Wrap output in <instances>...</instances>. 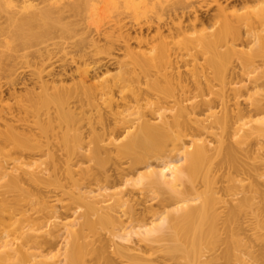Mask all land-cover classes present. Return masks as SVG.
Returning a JSON list of instances; mask_svg holds the SVG:
<instances>
[{"label": "bare ground", "instance_id": "1", "mask_svg": "<svg viewBox=\"0 0 264 264\" xmlns=\"http://www.w3.org/2000/svg\"><path fill=\"white\" fill-rule=\"evenodd\" d=\"M40 1L0 0V54L13 100L3 99L0 84V264H167L191 252L197 264H245V254L263 253L264 19L254 27L250 17L229 20L212 0L221 22L189 36L203 23L192 0L173 6L167 20L156 13L142 24L135 0H108L134 11L127 23L115 19V34L125 32L111 42L118 53L103 55L89 38V77L101 78L86 84L84 55L60 58L53 38L67 29L65 9L89 0ZM100 26L93 32L106 36ZM174 33L196 53L184 71L166 39ZM44 37L53 45L35 46ZM241 40L255 50H236ZM234 60L253 70L237 71ZM110 64L117 72L105 75ZM243 78L256 89L247 107L236 100L234 79ZM250 231L233 247L234 232Z\"/></svg>", "mask_w": 264, "mask_h": 264}, {"label": "rangeland", "instance_id": "2", "mask_svg": "<svg viewBox=\"0 0 264 264\" xmlns=\"http://www.w3.org/2000/svg\"><path fill=\"white\" fill-rule=\"evenodd\" d=\"M30 1L32 2V3L30 2L31 4L39 2V0L38 1L37 0H34V1L30 0ZM41 1L43 3L44 0H41ZM67 1L68 0H46L45 4L44 3L43 4L44 5H51L52 4L51 6L57 7V6H61V5L65 4V2H67ZM181 1H183V0H135V5L138 6L137 7L138 9L136 8L135 10L137 12L138 11L140 12L139 15H140L141 18L139 19V21L141 22V24L143 23L144 19L147 18L148 16H149L148 17L149 19L151 17L152 21L155 22L158 14H161V13H163V15H162L163 18L165 20H167L168 19L167 14H169L171 12V8H173V6L177 5ZM192 1H194L193 8L197 9V7H198L199 10L198 9L197 10H198V13L200 14V16L203 18V23L198 24L195 27V30H193V28H191V30H190V28H189L190 32L187 30L188 32L186 31L185 35L187 34L189 36H192L196 32L199 33V32H202V31H210L211 29L216 28L218 26V24L221 22V20L223 18L222 17L223 15L220 14V15H217L216 17L213 18V15L216 12V10L214 9V8H216V6L214 5V2H212V0H192ZM218 1H219V3H221L222 6H226V12H227L226 13L227 14L226 17H228V19L230 18L229 20H231V19L232 20H236L237 18H242V17H245V16H246L247 19L250 17V19L248 21H250V25L252 27H254L256 25L257 26L260 25L259 21H260L261 17H262V20L264 19V0H262V1L261 0H246V1H241V0H218ZM88 2L90 4L87 5ZM93 2L96 3V5H95L96 7L93 6L94 5ZM59 4H61V5H59ZM85 4H86L87 7H85V5L83 6V4H80L79 6L77 5L74 8H71L70 10L69 9H65V11H64V15L65 16H64L62 21L65 23L67 29L64 30V31L56 30V34H58V36L53 38V39H55L57 44L59 43L58 50H57L58 51L57 55L60 58L69 59L68 56L72 55L73 57H75L77 59L78 55H84V59H85V63L86 64L83 66L84 62H81L80 66H82L83 68L85 67L89 72L80 74L79 78H82L83 80H85L86 84H92V83L97 82V80H99L101 78V75H99L100 77H96L95 79H91L89 77L93 73L92 70L94 68L93 67L94 64L91 62V57H92L91 55L93 54V51H92L93 47L91 46V44L88 43L89 38L91 36L92 37L94 36V38H97V40H98L97 41V45H98L97 47H99V49L101 48L100 51L102 52L103 55H106V53L103 52L105 49L106 50H111L112 49L111 51L113 53H118V49L117 48L120 47V46H115L116 48H114L115 49L114 50L113 48H111L113 46L111 42H114V44L116 45V43H118L123 38L122 35L125 32L122 33V35H119L118 32H117V34H115V32L113 30L114 25L116 23V20H118V19H120L122 21H125L126 23L129 22L131 16H129V18H128V13H133L134 10H132V8L124 9L122 7H121V9H123V10L118 9L115 6L113 7L112 3H110V2L108 3V0L107 1L106 0H98V1L96 0V2H95V0H89V1H86ZM36 5H41V3L40 4L38 3ZM195 5H196V7H195ZM94 7H95V9H93ZM87 8H89V9H87ZM159 8L162 9L163 11H160ZM92 9L94 11H96V12L93 13ZM205 9H208V10H205ZM180 11H181V9H177V12H179L178 14H180ZM118 12H119V14H117ZM120 12H123V13H120ZM91 13H93V14L91 15ZM97 13H98L99 16H101L100 19H99V16L97 15ZM156 13H158V14H156ZM145 15H147V17ZM172 16H173V13H171V17ZM185 17L183 16V19H182L183 24L187 21V19ZM184 18H185V20H184ZM176 21L177 20H175V22ZM263 24H264V20H263ZM243 25L244 24H241L242 27H243ZM96 26L97 27L100 26L99 30H102L103 32H107V33L109 32V33L108 34L106 33V36L105 35L97 36L98 34L96 35V33H94L95 30H93V29H95ZM255 28L258 29L259 27H255ZM111 31H113L112 35H110ZM150 31H151L150 35L154 34V30L153 29H151ZM88 33H89V35H88ZM165 33L166 32H164L163 34H165ZM108 35H110V37H108ZM185 35L183 36V33H174V34H172V36L171 35H167V38H166L167 41L169 42V46L171 48V51H173V54H174V57H173V55H172V57L174 59L176 58L175 60H178V65H179V68H180L181 71H184L186 68H190L191 67V64H192L191 62H193V56L196 55V53L195 54L193 53V51H194L193 49H192V51H190L191 49L189 50L188 46H184L183 41H185L184 40ZM43 39H46V40H43ZM43 39H42V41L40 40V41L36 42L35 46L39 47V45H46L48 42H49L48 44H50V42L52 41V40L50 41V39H47V37L46 38L44 37ZM109 40H110V42H109ZM117 40H119V41H117ZM247 42L248 41H244L243 40L242 42H239V43L235 44V49L241 51L244 54L251 53L252 48L254 47L253 48L254 50L256 48V46L254 45L255 43L254 42H248L247 43ZM170 43H172V44L170 45ZM52 45L50 44V46H52ZM61 45L62 46L63 45L66 46V47H64L66 49H64ZM173 45H175V46H173ZM3 47H4L3 45H2V47L0 46V52L2 50H5V48H3ZM59 47L61 48V50H60ZM184 47L187 50H185ZM27 49L30 50V46L29 45L27 46ZM188 51H190L191 53L188 52ZM66 54H68V55H66ZM0 55L2 56V57L0 56V84H2V93L4 95L3 99L5 100L7 98L6 97L7 96L6 90H7L8 78L6 76H8L7 75L8 73H7V69H2V68L6 67L4 63H6L5 61L7 59H4L5 56L3 57L2 53ZM118 55H121V54H118ZM236 56H237V54H236ZM198 61H201V59L199 58ZM261 62H262V57L257 56L256 61H255L254 64H258L259 65ZM76 65H79L78 61L76 62ZM233 65H235L234 68L237 71H239V72H247L249 70H253V67H241L240 65H238L236 60L233 61ZM71 68L75 69V65H72ZM261 68H262V66H261ZM261 68H258L256 70H254V72L251 71V73H252L251 75L255 76L256 73L259 72V69L261 70ZM21 69L25 70V72H24L25 76L24 77L29 75L28 73H30V69L25 68V66L23 68L21 67L19 69V71ZM4 70L6 71V73H5ZM116 72H117L116 66L114 64L113 65L110 64L109 67H108V72L105 75H113ZM239 79H234L235 81H237L236 85L237 86H241L239 96H238V98L236 100L239 103V107H247V104L249 103L248 101L250 100V97L248 95H249V93H253L256 89H253L250 86V83H248V79L243 78L244 81L243 80L239 81ZM71 82L72 81L68 79L66 81V84H70ZM244 85H245V87H244ZM247 86H249V89H248ZM257 89L259 91L261 90V92L264 93V86L260 87V88H257ZM7 100L9 102L13 101L12 99H8V98H7ZM93 112H94V110H93ZM40 159L44 160V158H40ZM36 161H37V162H35L36 164L40 163L39 159H37ZM84 161H85V163L83 161H82L83 163H81L84 166H86V165H90L91 166L92 164H94L93 161H91V162L89 160H88V162H86L87 160H84ZM109 164L111 165V161L110 160L108 161V165H107L108 167L110 166ZM33 166H35V165L32 163L30 165V167H33ZM261 188L264 190V185ZM134 196H136V190L134 191ZM112 213H114V212H112ZM115 214L116 213H114V215ZM13 227H14L13 225H10L7 230H11V229L14 230ZM251 232L252 231L247 232V233L246 232L245 233L234 232L232 234V236H231L232 238L230 237L232 241L235 240V241H233V247L234 246L238 247V249L242 248V245H241L242 241L243 240H246V241L248 240V238L245 235L246 234H250ZM100 234L102 236H106V235H108V232L104 231V230H100ZM253 235H255V234H253ZM131 237L130 238L133 239L136 236L132 235ZM6 239H10V237H8ZM238 239L241 241V243L237 242V241H239ZM115 240L118 241V242H124L126 244L131 245V243L122 241V240H120L118 238H116ZM14 245H15V243L13 245L11 244L10 246H14ZM3 249H4V247H2L0 245V250H3ZM204 250H205L204 248H202V250H200V252L202 251L201 252L202 255H203ZM46 255H49V254H46ZM196 260L198 262V260H200V259H197L196 257H193L192 256V252H191L190 254L189 253L187 254V257H179V258H177L176 261H173V262L169 261V262H167V264H172V263L173 264H197ZM244 261L246 262L245 264H264V251H263V253L257 254L255 256L245 254L244 255Z\"/></svg>", "mask_w": 264, "mask_h": 264}]
</instances>
